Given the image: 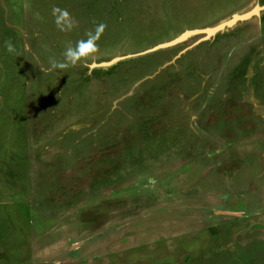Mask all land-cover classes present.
Here are the masks:
<instances>
[{
  "label": "rangeland",
  "instance_id": "obj_1",
  "mask_svg": "<svg viewBox=\"0 0 264 264\" xmlns=\"http://www.w3.org/2000/svg\"><path fill=\"white\" fill-rule=\"evenodd\" d=\"M0 264H264V0H0Z\"/></svg>",
  "mask_w": 264,
  "mask_h": 264
},
{
  "label": "clouds",
  "instance_id": "obj_2",
  "mask_svg": "<svg viewBox=\"0 0 264 264\" xmlns=\"http://www.w3.org/2000/svg\"><path fill=\"white\" fill-rule=\"evenodd\" d=\"M24 7L30 8L31 5L25 2ZM52 16L54 23L60 32H71L79 26V22L71 15L67 9L58 6L52 7ZM37 18H39L37 14ZM95 27L85 33L86 38L79 39L75 45L69 43L65 48L63 60H57L55 57L49 59V67L41 68V72L49 73L59 70H66L69 67H76L81 63L94 60L99 53L98 41L104 34L107 25L103 22H93ZM4 46L9 54H16V47L11 40H5ZM154 183V181H152Z\"/></svg>",
  "mask_w": 264,
  "mask_h": 264
},
{
  "label": "bare ground",
  "instance_id": "obj_3",
  "mask_svg": "<svg viewBox=\"0 0 264 264\" xmlns=\"http://www.w3.org/2000/svg\"><path fill=\"white\" fill-rule=\"evenodd\" d=\"M258 9H256L255 10V13H258ZM248 15H250V14H248ZM248 15H246V16H239V17H243L242 19H244V18H247L248 17ZM238 16V15H237ZM239 18H236V16H235V18H233L232 20L233 21H231V24H233L235 21H237ZM218 29H210V30H207L206 32H208V35H212V34H214V33H216V31H217ZM189 34H187V36H188ZM187 36H184V38H182V39H185Z\"/></svg>",
  "mask_w": 264,
  "mask_h": 264
},
{
  "label": "water",
  "instance_id": "obj_4",
  "mask_svg": "<svg viewBox=\"0 0 264 264\" xmlns=\"http://www.w3.org/2000/svg\"><path fill=\"white\" fill-rule=\"evenodd\" d=\"M243 17H240L238 20H240V19H242ZM244 19H246V18H244ZM235 23V22H234ZM233 23V24H234ZM233 24H231V22H229L228 24H226L225 25V27H227L228 25L230 26V25H233ZM206 34L208 35V32H206ZM171 45H173V44H171ZM167 45H164V46H160V47H158L157 49H159V48H163V47H166Z\"/></svg>",
  "mask_w": 264,
  "mask_h": 264
}]
</instances>
